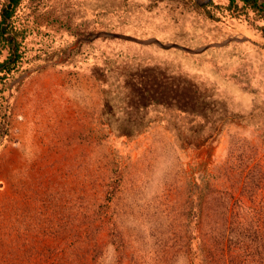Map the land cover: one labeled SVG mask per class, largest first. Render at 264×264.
<instances>
[{"label":"rangeland","instance_id":"374dc122","mask_svg":"<svg viewBox=\"0 0 264 264\" xmlns=\"http://www.w3.org/2000/svg\"><path fill=\"white\" fill-rule=\"evenodd\" d=\"M195 2L22 0L0 94V264H191L201 176L199 238L264 264V21Z\"/></svg>","mask_w":264,"mask_h":264},{"label":"trees","instance_id":"16d2710c","mask_svg":"<svg viewBox=\"0 0 264 264\" xmlns=\"http://www.w3.org/2000/svg\"><path fill=\"white\" fill-rule=\"evenodd\" d=\"M194 2L195 8L199 7L195 0H188ZM229 4H218L215 0H210L208 4L200 6L202 8L203 14L206 18L216 21V22H227L224 12L228 11V14L232 19L238 21V25H253L261 20L264 21V3L261 0H228ZM22 0H10L8 5L4 8L2 17L0 20V52L2 49L9 48L10 56L0 62V94L2 93L1 86H4L6 79L10 74L17 69L18 62L21 58L20 48L21 44L18 42V32L14 30L11 21L14 18L17 8L20 6ZM242 3V4H241ZM221 13L225 15L221 16ZM253 16L254 19H251ZM258 25V24H257ZM259 30V26H255ZM261 30H264V25H262ZM6 104V98L0 96V116L2 115L3 109ZM172 114L176 117L179 115L181 118H194L202 119L208 113L199 110L192 111L185 107L176 108L173 110ZM207 118V117H206ZM1 122V118H0ZM201 179V180H200ZM199 184L195 185V190L197 191L198 197L192 208L187 212V223H186V243L188 245V253L190 256L191 264H226L227 260L225 258L224 252L221 253L219 259L216 258V252H222L223 248L220 247L216 241L212 246L208 245L203 239L199 238L197 235L199 224L202 220L203 205L206 197L209 194L214 193L209 182L205 180L203 176L199 178ZM198 225V226H197ZM219 260L220 262H218Z\"/></svg>","mask_w":264,"mask_h":264},{"label":"water","instance_id":"95a60500","mask_svg":"<svg viewBox=\"0 0 264 264\" xmlns=\"http://www.w3.org/2000/svg\"><path fill=\"white\" fill-rule=\"evenodd\" d=\"M99 36H100V35H99ZM103 36L120 37V36H118V35H113V34H103ZM124 38L129 39V40H132V41H136V42H138V43H142V44H151V43L156 42V43H158L159 45H161V46L164 47V48L178 47V48H181V49H183V50L189 51V49L184 48V47H181V46H177V45H165V44H162V43H161L160 41H158V40L142 41V40H138V39H135V38H129V37H124ZM190 52H192V51L190 50ZM196 52H199V51H196Z\"/></svg>","mask_w":264,"mask_h":264}]
</instances>
